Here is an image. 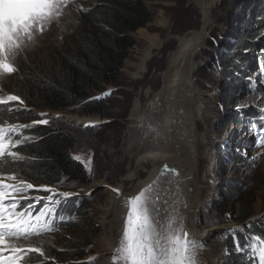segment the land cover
Returning <instances> with one entry per match:
<instances>
[{
	"label": "rangeland",
	"instance_id": "rangeland-1",
	"mask_svg": "<svg viewBox=\"0 0 264 264\" xmlns=\"http://www.w3.org/2000/svg\"><path fill=\"white\" fill-rule=\"evenodd\" d=\"M253 2L263 3L264 1L218 0L211 11L213 28L209 38L219 32L223 37L228 35L229 41H232L235 30L239 29L244 22L249 23V19H253V17L245 15L251 10L249 8ZM145 5L151 14L150 22L146 27L140 28L132 34L135 44L128 51V56L123 61L118 81L106 86L102 91L107 92L103 98L106 103L104 116L78 114L74 113L77 112L75 110H36L37 114L38 112L47 113V116L44 117L38 115L40 119H48V124L57 125L63 122L78 130L77 144L73 156L80 158L77 160L83 164L91 177V182L88 185L101 176L109 175L112 179H116L123 174L126 167H131V163H128L127 159L121 160V157H124L123 150L129 143V133L133 131L131 125L126 121L131 114L134 101L137 100L142 105L143 110L148 103L147 100L158 101L162 98L165 90V73L168 67L167 58L169 54L176 50L180 38L192 31L200 30L202 26L200 12L191 0H157L156 2H145ZM81 7L78 0H70V3L64 7L58 21L48 24L42 32L36 31V43L25 49L13 61L17 71L0 80V97L17 94V73L24 65L35 67L40 62H46L49 53L67 46L69 35L76 26L77 14L82 10ZM163 22L165 24H162ZM253 29L262 33L261 39L259 38L261 47L257 52H253L254 67L250 70V76L246 78L254 83L256 88L255 91L250 92L245 87L244 90L237 92V102L240 108L225 109L221 102V88H219L221 75H219L218 68H213V61H211L209 55L211 51L208 39L200 54V59L197 61L199 62V68L195 76L196 83L203 91L214 94L217 109L220 111L217 112L218 115L212 122L199 121L197 124L201 134H208L217 139L213 147V158L201 156L202 161L199 165L201 178L205 173H210L214 177L208 181H201L203 199L200 205L202 224L200 229L211 225L231 224L233 226L232 230L228 231L222 238H216L217 241L221 240L222 245H226L228 235L243 232L250 228L254 221H264V143H258L260 137L254 134L249 127V122L254 119L259 122V117L255 116L254 113H250V116L246 117L247 123L237 121L240 109L256 108L259 111V108L264 107V22L260 25L256 24ZM147 36L159 38L162 43L151 49V55L145 64V72L135 78L132 75L140 64L144 53L150 48L147 39L151 38H147ZM102 92H96L95 95L97 96ZM20 106L26 108L24 103ZM55 113L74 114L79 117L91 118L95 122L83 125L74 124L50 116ZM140 114L138 115L140 116ZM8 125L5 124L4 126L7 127ZM109 150L116 152V156H110L108 154ZM88 185L76 186L73 183L63 181L53 188L56 189V193L57 191L60 193L70 192L74 194L71 198L74 197L80 201L85 200L89 203L90 207L85 220L88 221V228L96 229L88 250L89 254L95 240L101 236L105 226L100 224L98 214L95 213L94 209L98 202L97 198L102 199L103 197L102 190L97 191L95 195L90 197L75 194ZM128 185L129 181H127ZM35 186L37 187L32 190H41L39 188L41 185ZM29 195L41 198L48 197L30 194V192ZM66 199H69V197ZM218 205L223 210L222 214L218 212ZM243 208L250 209L253 215L251 219L243 224L223 221L222 216H226L225 214L236 216ZM74 220L78 221L79 219L76 217ZM240 229H243V231H240ZM81 234L83 233L78 229L55 227L52 232L44 233L40 237L34 236L29 241H23L24 253L38 254L44 261L43 264H52L48 253L43 250L44 244H53L57 247L60 239ZM36 246L41 248L43 255L40 252L29 251L30 248ZM226 248L224 252L223 246L222 264H234L229 261L228 255L231 254ZM88 254L84 258L86 263H101L102 259L98 257L87 259Z\"/></svg>",
	"mask_w": 264,
	"mask_h": 264
},
{
	"label": "trees",
	"instance_id": "trees-1",
	"mask_svg": "<svg viewBox=\"0 0 264 264\" xmlns=\"http://www.w3.org/2000/svg\"><path fill=\"white\" fill-rule=\"evenodd\" d=\"M156 1L78 0L82 10L77 14L76 26L69 35L67 46L49 53L46 62H40L35 67L24 65L19 70L18 91L15 94L26 108L16 101L0 105V124L29 125L33 120L40 119L36 110H75L77 112L74 113L78 114L104 116V97L95 98V93L118 81L123 61L135 44L132 34L150 22L151 14L145 2ZM249 9L245 15L253 19L235 30L232 41L225 40L219 32L208 37L213 68L221 72L220 98L225 109L240 108L237 102L239 90L246 87L251 92L256 88L246 77L250 76V70L254 67L253 52L261 47L259 38L262 33L253 27L264 22V2H253ZM240 110L237 121L242 123H247L246 117L250 113L260 116L256 108ZM78 133L76 128L60 122L57 125L23 128L15 134L16 139L29 137L18 148L24 157L23 161L18 162L23 168L24 178L35 185L51 187L63 181L76 186L88 185L91 177L83 164L73 156ZM54 195L62 201L55 227L78 229L83 234L60 239L57 247L44 244L43 250L48 253L52 264H88L84 258L96 233V229L87 227L88 221L85 220L89 203ZM42 206L43 203L38 205L37 210ZM217 209L220 214L223 213L220 205ZM225 215L222 216L223 221L237 224H243L253 217L249 208H243L236 216ZM59 216H63V221ZM76 217L78 221L74 220ZM82 218L84 220H80ZM234 237L239 238V245L245 251H238ZM246 237L264 239V221H254L243 232L228 235L226 245L223 244L224 252L227 246L231 254L228 255L229 261L234 264H259L258 257L246 254L250 243ZM24 257V264L44 263L38 254L25 253Z\"/></svg>",
	"mask_w": 264,
	"mask_h": 264
},
{
	"label": "bare ground",
	"instance_id": "bare-ground-1",
	"mask_svg": "<svg viewBox=\"0 0 264 264\" xmlns=\"http://www.w3.org/2000/svg\"><path fill=\"white\" fill-rule=\"evenodd\" d=\"M191 1L200 12L201 29L180 38L176 50L169 54L162 98L158 101L147 100L143 110L142 105L135 100L126 121L133 131L129 133L130 140L123 150L124 157L121 160L127 159L131 167H126L116 179L109 175L101 176L75 193L90 197L99 190L103 192L102 199L97 198L94 209L100 224L105 227L87 256L89 260L97 257L102 259L99 264H123L115 250L123 232L127 201L141 192H145V196L151 201L150 219L156 223L161 238L164 237L163 229L167 220L175 215L190 240L204 242V246L196 252L197 264L223 262V245L216 238H222L233 226L219 224L200 229V205L203 199L201 181L214 177L205 173L201 178L199 165L201 156L213 158V147L217 139L201 134L197 126L199 121L212 122L220 111L214 94L203 91L195 80L199 68L197 61L213 28L211 11L218 0ZM147 38H151L147 39L150 50L144 53L136 67L132 75L135 78L145 72L151 49L162 43L159 38ZM139 113L142 115L139 116ZM63 115L64 119L74 124L95 122L91 118L74 114ZM108 154L116 156V152L112 150ZM164 243V239L153 241L157 254ZM114 257L117 259L114 260Z\"/></svg>",
	"mask_w": 264,
	"mask_h": 264
},
{
	"label": "snow or ice",
	"instance_id": "snow-or-ice-1",
	"mask_svg": "<svg viewBox=\"0 0 264 264\" xmlns=\"http://www.w3.org/2000/svg\"><path fill=\"white\" fill-rule=\"evenodd\" d=\"M4 3L18 5L23 13V22L16 23L15 26L9 22L6 35L0 34V80L17 71L13 61L36 43V31L42 32L48 24L59 20L70 0H0V5ZM12 101L23 104L18 95L0 97V105ZM259 113V122L255 119L250 121V130L260 137L258 143H264V107L259 108ZM39 115L47 116L46 113ZM48 123V119H36L29 125L9 124L6 127L0 124V264H18L25 254L23 241H29L34 236L40 237L55 229L62 201L55 195L46 198L29 195V190L37 186L24 178L23 168L18 163L24 160L19 153V145L29 137L14 138V134L20 133L23 128ZM39 188L48 193H56L53 187L41 185ZM72 195L74 194L70 192L59 193L64 198ZM42 203L43 206L37 210V206ZM150 204L145 192L127 201L123 232L115 250L119 254L118 259L123 264H197L196 252L204 246V242L190 240L175 215L167 220L163 229L164 237L161 238L156 223L150 219ZM59 219L63 221V216H59ZM160 239L166 240V243L157 254L153 241ZM246 239L250 240L246 254L258 257L259 264H264V239ZM234 240L238 251H245L239 245V238L234 237ZM29 251L43 255L39 246L30 248Z\"/></svg>",
	"mask_w": 264,
	"mask_h": 264
},
{
	"label": "clouds",
	"instance_id": "clouds-1",
	"mask_svg": "<svg viewBox=\"0 0 264 264\" xmlns=\"http://www.w3.org/2000/svg\"><path fill=\"white\" fill-rule=\"evenodd\" d=\"M9 22H11L13 26H15L16 23H22L23 13L20 11L18 5L4 3L0 5V34L6 35Z\"/></svg>",
	"mask_w": 264,
	"mask_h": 264
},
{
	"label": "water",
	"instance_id": "water-1",
	"mask_svg": "<svg viewBox=\"0 0 264 264\" xmlns=\"http://www.w3.org/2000/svg\"><path fill=\"white\" fill-rule=\"evenodd\" d=\"M106 94H107V92L104 91L103 93L98 94L97 96H95V98H97V97H104ZM40 113H44V112H38V114H40ZM52 116H54L55 118L64 119V117H63L64 115L63 114L55 113V114H51V117ZM64 120H66V119H64Z\"/></svg>",
	"mask_w": 264,
	"mask_h": 264
},
{
	"label": "built area",
	"instance_id": "built-area-1",
	"mask_svg": "<svg viewBox=\"0 0 264 264\" xmlns=\"http://www.w3.org/2000/svg\"><path fill=\"white\" fill-rule=\"evenodd\" d=\"M225 40H227V41H229V37H228V35H224V37H223ZM210 51L212 52V50L210 49ZM211 61H213L212 59H211ZM212 64H213V62H212ZM220 71V70H219ZM219 75H221V72L219 73Z\"/></svg>",
	"mask_w": 264,
	"mask_h": 264
}]
</instances>
